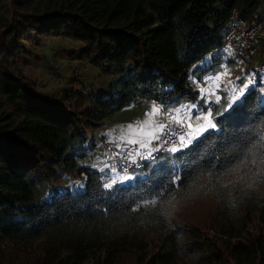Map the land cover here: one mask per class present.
Masks as SVG:
<instances>
[{"label":"trees","instance_id":"1","mask_svg":"<svg viewBox=\"0 0 264 264\" xmlns=\"http://www.w3.org/2000/svg\"><path fill=\"white\" fill-rule=\"evenodd\" d=\"M260 2L0 0V241L42 238L51 264H264V165L221 182L264 138V83L199 143L138 158L134 180L106 189L109 168L80 164L88 131L109 115L140 102L195 103L193 65L198 81L235 65L247 50L225 47L231 18L264 23ZM50 37L75 41L67 54L111 77L81 93L83 106L64 101L69 90L41 92L21 68ZM65 174L84 178V189L56 194ZM201 181L212 190L210 224L171 218L167 209Z\"/></svg>","mask_w":264,"mask_h":264},{"label":"rangeland","instance_id":"2","mask_svg":"<svg viewBox=\"0 0 264 264\" xmlns=\"http://www.w3.org/2000/svg\"><path fill=\"white\" fill-rule=\"evenodd\" d=\"M60 1L62 0H45V4L54 5ZM258 10L264 15V0H261ZM260 24L264 26V23ZM77 47L78 43L73 40L50 37L44 40L41 47L35 48L34 57L21 66L24 74L35 82L41 92L60 97L64 95L65 90H69L71 97H65L64 101L74 107L83 106V102L79 101V97L86 88L92 85L102 87L111 79L110 76L103 74L98 67L90 65L84 60L76 58V56L71 57L68 55L67 51L75 50ZM251 51L243 53V57L235 53L234 57L237 62L235 65L228 67L230 71L228 79L235 81L237 77L254 76V85L252 87L259 81L264 83L261 79L264 77V69L260 65L261 59L258 48L255 47ZM242 97L237 103L241 101ZM152 103L140 102L127 106L109 115L101 126L89 130V140L93 145L88 154L80 160V164L97 170L109 168L111 171V165L115 164L113 161L114 155L119 151L112 140L113 136L118 132L119 126L143 119L145 112L150 110ZM160 119L166 122L163 116ZM109 133H112L113 136H110ZM105 165H108V167ZM116 166L117 172L113 173L111 171L112 176L123 175L124 173L120 171L119 165L116 164ZM243 170V166L232 169L221 177V182L223 184H234L243 175ZM127 172L131 177L130 180H134L136 176L141 175L135 168ZM107 182H110V180ZM57 188L56 194L68 189L72 191L83 190L84 178L76 174H65L57 182ZM212 197V190L206 186L205 181H201L192 190L188 191L187 197H178L167 209V213L171 218L197 223L206 227L210 224L214 206ZM47 261L48 253L42 238L25 242L0 241V264H51V262Z\"/></svg>","mask_w":264,"mask_h":264},{"label":"snow or ice","instance_id":"3","mask_svg":"<svg viewBox=\"0 0 264 264\" xmlns=\"http://www.w3.org/2000/svg\"><path fill=\"white\" fill-rule=\"evenodd\" d=\"M226 51L231 55L230 50ZM210 60L211 54L201 63ZM199 67L200 65H193L189 75L198 93L195 103L167 108L153 102L143 119L119 126L114 136L109 133L113 136L112 142L119 149L115 156L121 159L120 171L124 174L113 175L110 182L103 185L105 188L111 189L117 183L131 179L127 172L128 165L124 162L130 161L131 164H136L138 158L148 160L173 137L175 140L168 149L172 153L188 148L194 142L199 143V138L205 133L211 134L210 130L218 129V118L233 109L237 101L254 85V76L237 77L235 81L228 79L230 71L226 65L222 66L216 74L204 76L198 81L196 75ZM261 79L264 81V77ZM161 116L166 122L160 119ZM248 165H264V138H261L259 145L252 144L245 150L243 158L236 167H248ZM105 166L108 167V165ZM111 171L117 172L116 164L111 165ZM249 171L251 172L252 169L250 168ZM155 202V200L149 201L151 204Z\"/></svg>","mask_w":264,"mask_h":264},{"label":"built area","instance_id":"4","mask_svg":"<svg viewBox=\"0 0 264 264\" xmlns=\"http://www.w3.org/2000/svg\"><path fill=\"white\" fill-rule=\"evenodd\" d=\"M240 42L243 49L250 51L255 47L258 48L259 56L261 59V68L264 69V26L261 24L248 25L244 19L232 16L230 26L225 35V47L231 48L235 43ZM175 137L165 144L162 149H167L172 146V141ZM113 161L115 164L122 167V162L119 157L114 155ZM128 165L127 171L131 169H138L142 166V162L131 164L130 161L124 162Z\"/></svg>","mask_w":264,"mask_h":264}]
</instances>
